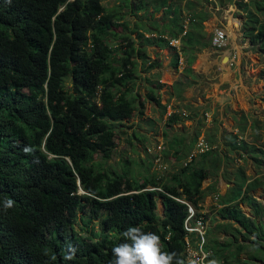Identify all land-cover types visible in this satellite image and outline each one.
<instances>
[{"label": "trees", "instance_id": "obj_1", "mask_svg": "<svg viewBox=\"0 0 264 264\" xmlns=\"http://www.w3.org/2000/svg\"><path fill=\"white\" fill-rule=\"evenodd\" d=\"M147 2L132 0L131 12L143 15L148 4L154 11L166 4ZM251 5L242 28L264 55V20L259 19L264 0ZM121 6L107 8L101 0H0V264H184L186 207L172 197L199 210L206 193L202 181L244 152L247 144H237L234 134L226 140V152L234 157L219 155L215 147L182 165L186 153L178 148L173 154L178 167L163 176L149 172L137 180L126 170L102 167L116 136L124 134L120 124L142 114L131 86L134 57L143 59L145 49L126 32L136 24L128 29ZM164 28L170 36L181 31L175 19ZM138 30V38L148 39ZM183 37L180 51L191 60L196 38L192 31ZM179 118L170 113L166 123ZM260 152L252 150L254 161L260 162L255 158ZM232 173V203L217 215L238 229L228 222L207 226V260L264 264V204L248 192L257 180L244 186L238 166ZM155 197L163 202L162 217L155 212ZM240 202L249 206L251 217L241 213ZM75 223L85 232H76ZM217 229L229 230L233 240L224 244ZM240 253L246 259H239ZM256 258L261 263L252 261Z\"/></svg>", "mask_w": 264, "mask_h": 264}, {"label": "crops", "instance_id": "obj_2", "mask_svg": "<svg viewBox=\"0 0 264 264\" xmlns=\"http://www.w3.org/2000/svg\"><path fill=\"white\" fill-rule=\"evenodd\" d=\"M200 4L202 3L198 2V0H192L191 6L194 8L197 5L196 8L199 9ZM175 10L179 12L177 15L178 20L182 21L185 12L183 2L181 3V7L174 8L172 11L174 12ZM208 10L209 9H203L204 12ZM213 11L210 16H212V20L214 21L215 17ZM233 13L234 12L227 17L226 21L229 33L231 34L232 30V35L236 36L235 40H232V36H229V46L227 45V47L221 51L213 49L210 45L200 47L199 44H193L192 47L199 48L201 51L194 57L191 65L187 64V55L181 56L178 53V65L174 67L172 65L173 52L168 56L167 53L163 55L165 53H161V51H167V49H159L158 43H149V45L146 46V51L149 53L148 57L154 60L155 65L149 70L142 68L143 72L149 73L150 75H148L147 79H144L145 82L141 81L138 87H136L135 82L134 93H138L137 98L143 105L144 117H146V123L148 124L147 133L150 137L158 136L159 139H163L165 137L166 127H161L159 125V120H161V118L164 119L165 116H169L170 113H176L184 114L183 116L189 120H198V125L200 124L199 120L203 119L206 123H209V126H214V123H217L220 119H226L229 128V130H227L233 135L235 134L237 139L246 142L247 145L244 147V151H251L249 148V144L251 143L256 147L261 145L264 148V145L261 144L264 139V134L261 132L262 125L256 126L255 121V119L258 120L261 116H264V94L258 95L259 90L262 92L264 88V61L263 65H261L260 62L254 65L257 71L245 72V70H247L246 65L249 56L257 54V52L252 53L247 48L246 43H243L239 37L242 33V26L241 22L235 19L236 16L233 18ZM204 17L205 20L203 22L201 21V26L205 33V38L208 39L209 30L212 25L207 21L210 17L207 20V16L204 15ZM229 18L232 19L233 28L230 27ZM235 44L239 50L235 48L234 53L230 52L234 50ZM252 50H254V48H252ZM229 53L234 56L232 60L233 65H228L225 62L226 55ZM242 58L246 60L243 61ZM137 63V71L139 74L140 60H137ZM145 65H147V63H145ZM153 73L156 74L153 79L156 80V82L150 83L151 80H149V77ZM205 76H210L211 79L209 81H202L201 78ZM173 83H176V85H173ZM221 83L223 84V90L220 88ZM208 85L211 86V90H206L205 86ZM155 90L156 95H154ZM205 91L209 93L204 94ZM222 91L226 99H224V96H221ZM163 92L164 98L161 97L159 102V104L161 103L160 106L154 99L158 101L157 95ZM200 92L202 93L201 96H196L197 93ZM191 95H194V99L186 98ZM183 98L184 100H182ZM168 102L171 103L170 106ZM172 102L179 104V107L172 108V106H174ZM203 113H205V117H203ZM134 115H136V113ZM144 117L139 116V118ZM163 122H166V119ZM186 122L190 124L188 120H186ZM171 125L172 124L168 125L167 128L171 127ZM217 131L218 129L214 127L215 134ZM216 137L221 139L219 135ZM169 139H175V136L171 135ZM192 139L193 136L182 148L185 153L192 147H188ZM156 140L158 139L156 138ZM222 142L226 146L222 149L223 144L221 143L219 145V155L227 153L226 148L228 147V143L226 140ZM160 144L162 145L160 152L164 154L170 155V150L172 152L171 155H173L175 150L179 148L177 147L178 143L172 145L171 143L164 144L160 141L158 145ZM228 156H230L229 153ZM255 158L259 157L255 156ZM232 162L233 165H231V163L219 164L215 172L209 174L201 183V188L204 189L206 193L200 202L199 211L202 213L206 228L216 223L231 221L229 219L220 218L217 215V211L232 203L228 201L232 196L229 188L233 186L236 180L234 176H232V171L236 166H238L241 174H244V186L253 179L257 180L258 185L248 192L257 202L264 204V179L260 176L264 174V168L259 164L261 163L264 165V163L261 161H254L251 155L246 152H243L242 156L234 157V161ZM224 168H226L228 172H224ZM237 207L244 216L251 217V210L245 203L240 202ZM215 234L219 236V229L216 230Z\"/></svg>", "mask_w": 264, "mask_h": 264}, {"label": "rangeland", "instance_id": "obj_3", "mask_svg": "<svg viewBox=\"0 0 264 264\" xmlns=\"http://www.w3.org/2000/svg\"><path fill=\"white\" fill-rule=\"evenodd\" d=\"M132 0H129V3L125 6H121L118 8V11L121 12L124 16V20L128 21V29H130L132 26V24H136V27L134 29V31L129 30L126 32L129 34V36L133 39L134 44L139 47L140 43L141 45H145V43H154V38L155 35L152 34L153 36L149 37L146 40H143L141 38H138L136 36V30H138V32L140 34H142V36L145 38V36L148 33H152L154 31V27H157L159 25H168L170 23V21L167 22H163L161 24H158L157 22L154 21L155 19L160 18V16H162L164 7H162V9H157L154 12V7L150 4H148L146 6V8L144 10H146V14L144 13L142 15L141 11H139L138 9L134 10L133 12H131V10L133 9L130 6V2ZM154 3V1L156 0H148L147 3L149 2ZM103 6L107 7V8H112L117 6L118 4H126V0H123L122 2L120 0H101ZM198 2L202 3L200 4V7L202 9H209V12H212L214 10V17L215 20H212V16H209L210 18L207 20L210 25H214L217 24L219 26H221V24L219 22H222L225 25V28L227 29V17L235 11V19H237L239 22H244V20L246 18V16L243 14V12H240L237 9H242V5L247 3V2H252V0H232V2H227V0H198ZM240 3V4H238ZM154 5V4H153ZM187 5H191V2L188 1ZM248 5H251L250 3H248ZM140 9H142L141 6H139ZM148 12V13H147ZM177 15V14H176ZM152 17V18H151ZM194 18H196L195 22H191L189 24V31H192L193 36L196 38L197 44H200L201 42L205 41V45L207 44V39L205 38V34L202 32L201 28H199L200 25V21H201V17L200 14L198 13L197 15H194ZM206 22V21H205ZM243 26L246 27L247 24L246 22L243 23ZM150 27V31L145 32L142 30H147V28ZM222 27V26H221ZM223 28V27H222ZM245 29V28H244ZM117 31H120V28H116ZM243 31V29H242ZM228 35L232 36V40H235L236 36L232 35L229 33L228 29H227ZM140 34H138V36H140ZM202 35L203 37H200L199 35ZM247 36L248 34L245 33ZM150 36V35H149ZM117 39V38H116ZM108 40V44L109 46L113 47V45H115V43L117 42V40ZM184 39V37L182 38V40ZM239 44V42H238ZM234 48H237L239 50V48L237 47V45H234ZM233 48V49H234ZM235 50V49H234ZM255 50V49H254ZM250 50L252 53L253 52H257V54L254 55H250L249 59L247 60V65L246 68L247 70H245L246 73H248V71H254L257 68L254 67V65H257L258 62H260L261 65H263V55L257 51V50ZM201 50H199V48H196V50H194L192 52L193 54V59L194 57L199 54ZM117 55L119 56L122 52V48L120 50H117ZM173 51L171 49H167V51H161V53H165L163 55L167 56L169 54H171ZM192 59V60H193ZM243 59V58H242ZM246 59L244 58L243 61H245ZM154 65V64H153ZM191 65V64H188ZM134 66H136V64H134ZM134 73H135V77L133 76V86H131L132 88V92H133V88H134V84L136 82V87L140 86V82H145L144 79H147L148 75H150L149 73H145L143 72L142 68L140 67V73L138 74V71L136 68H134ZM257 71V70H256ZM155 73H153L150 77L149 80L150 83L152 82H156V80H153L155 77ZM211 79L210 76H205L204 78H201L202 81L207 80L209 81ZM69 82L70 79L66 78L65 79V85L67 87H69ZM131 85V84H129ZM173 85H176V83H173ZM223 84H220V88L221 90H223ZM206 90H211V86H205ZM137 89V88H136ZM209 92H204V94H208ZM201 92L197 93L196 96H201ZM264 94V88L262 90V92L259 90L258 95H262ZM154 95H156V90L154 91ZM221 96H224L223 91L221 92ZM161 97L164 98V92L157 95V99H158V105L161 106L160 99ZM187 99H194V95L191 96H187ZM224 99L225 96H224ZM184 100V98L182 99ZM165 104V103H164ZM168 105L170 106L171 103L168 102ZM172 108L179 107V104H175L172 102ZM165 106V105H164ZM165 109V108H164ZM142 114L141 115H134L133 118H131L129 121L127 122H123L122 124H120L124 130V134H120L118 137L116 136L115 138V146L113 148L112 154L110 156V158L106 161H104V163L102 164V167L107 169V170H114L115 172L121 173L122 170H126L129 174L133 175L137 180L142 179V177L146 174L152 173L153 175L156 176H163L164 173H166V171L169 172H174L175 169L178 167L179 162L175 161V156L171 155V151L169 150V154H163L162 152H160V159L162 162H164L167 165V169L164 172H159L157 173L154 170V166L152 163V155L150 152V154L146 153L144 151L145 147L148 146H154L155 144H158L160 141L161 143L164 144H168L171 143L172 145H175L174 143H178L177 147L179 148H183L185 146V143L190 140V138L193 136H195V139L199 136H203L204 138H206L208 140V142L212 143L216 149L219 152V145L222 143L223 147L222 149L225 148V144L222 141L227 140V138L229 137V135H233L228 128V125L226 123V119H220L217 121V123H214V126H209V123H206L205 120H199V125H198V120L196 121V119L194 120H189L187 119L185 116H183L184 114H178V116L180 117L177 121L170 123L172 124L171 127L167 128L168 125L170 124H166L165 119L168 117L165 116V118H161V120H159V125L161 127H166L165 128V137L163 139H159L158 136H155L158 140H156L155 137H150L147 133L148 131V124L146 123V117H144V108L142 107L141 109ZM139 116H143L144 118H139ZM264 116H261L260 119L256 120V126L262 125V133L264 134ZM186 120H188L190 122V124H187ZM204 121V122H203ZM158 126V125H157ZM214 127L216 129H218L217 133L215 134L214 132ZM220 129V130H219ZM228 129V130H227ZM222 132V135H221ZM171 135L175 136V139H169V137H171ZM219 135L221 137V139L217 138L216 136ZM232 137H230V139H228L229 142H231ZM191 142V141H190ZM195 140L193 141L192 139V144L191 146H193ZM262 145H264V139L263 142L261 143ZM160 146H162L160 144ZM227 151V148H226ZM228 153V152H227ZM230 156L229 157H234L233 152L229 153ZM185 157V156H184ZM180 161V160H179ZM262 162V161H261ZM217 163V162H216ZM216 163L214 164V166L216 165ZM263 163V162H262ZM260 165L263 166L264 165L259 163ZM231 165H233V163L231 162ZM223 170H226V168H224ZM168 172V173H169ZM225 172H228V170H226ZM237 177L240 175L238 169L235 170V174ZM233 176V174H232ZM260 176H264V174H261ZM155 212L156 214H158V217H161V205H160V198L155 197ZM232 221V220H231ZM229 221V227L231 229L237 228V225L234 222ZM257 221V220H256ZM91 225H93L94 227H96V221L92 220ZM74 230L78 233H84L85 232V227L82 225H79L78 223L74 224ZM223 229H219V236L218 239H224V244H226V242L232 241L233 240V235L229 230L224 229V232L222 231ZM242 231V230H240ZM222 234V235H220ZM253 236H251L252 238ZM240 237L238 236V239H236L237 242H241ZM246 241H244L243 243H246ZM247 250V249H246ZM238 258L239 259H246V254L244 253H240L238 254ZM253 262H260V260L258 258H256V260H252ZM246 264V263H243Z\"/></svg>", "mask_w": 264, "mask_h": 264}, {"label": "clouds", "instance_id": "obj_4", "mask_svg": "<svg viewBox=\"0 0 264 264\" xmlns=\"http://www.w3.org/2000/svg\"><path fill=\"white\" fill-rule=\"evenodd\" d=\"M123 1V0H122ZM190 1L191 4H192V0H166V4L164 6H161L159 9H162V7H164V10H163V13H165V9L167 8L168 9V13L166 15H162L160 16V18L158 19H155L156 20L155 22H157L158 24H161L163 22H167V21H170L171 19H175L177 24L181 27V31H179L175 36H170L168 33H167V30H165L164 28V25H159L157 27H154V31L152 33H148L145 38H149L151 36H153L152 34L155 35V38H154V43L157 44L159 46V49L161 48H166V49H171L173 51V55H172V60L175 64H173L172 62V65L174 67H176L178 65V53L181 55V56H185L188 54H183L181 51H180V47H181V41H182V37L185 35V33L187 31H189V24L191 22H195L196 21V18H194V15H197L198 13L200 14V17H201V21L203 22L205 20V16H207L206 20L209 18V16L211 15V12L209 11H206L204 12L203 9L199 6V9L196 8V6L194 8H192L191 5H187V2ZM127 2V0H126ZM183 2V7L185 8V12L183 14V19L182 21H179L178 18H177V15L179 14V12H177V10H175L174 12L172 11L174 8H179L181 7V3ZM233 3V2H232ZM248 3L251 4V2H247L245 3V8L244 6H242V9H237L238 11L240 12H243V14L245 15V12H247L249 9H251L252 5H248ZM126 5V4H124ZM158 9V8H157ZM156 9V10H157ZM155 10V11H156ZM154 11V12H155ZM143 11H141L142 13ZM148 13V12H147ZM214 13V11H213ZM177 14V15H176ZM233 18L235 17V11L233 13ZM264 16L262 15H259V19L261 21L264 20L263 18ZM152 18V17H151ZM201 21H200V25H201ZM227 22V21H226ZM221 24V26L217 25V24H214L210 27V30H209V34H208V39H207V44L206 45H210L213 49L217 50V51H221V50H224L227 45H228V39H229V35H228V32H227V29L225 28L224 24L222 22H219ZM243 25V22H241V26ZM214 26V27H213ZM240 26V27H241ZM215 29H222L224 30L225 34H226V44L223 46V47H216L214 46L212 43H211V37H212V34H213V31ZM243 29V28H242ZM201 30H202V26H201ZM137 33V31H135ZM203 32V30H202ZM241 34H240V38L241 40L243 41V43H246L247 45V48L249 50H252V48H254L255 50L259 51L261 53V48L258 47V42H253L249 39V37L245 34L244 30L242 31L241 30ZM204 33V32H203ZM205 34V33H204ZM150 35V36H149ZM154 37V36H153ZM239 37L237 36V38L239 39ZM135 45V44H134ZM148 44H145L143 47L145 49V57L143 59L139 58V57H135V62H136V69H137V66H138V63H137V60H140V67L143 68V69H146V70H149L150 68H152L155 64H154V60L153 59H150L148 56H149V53L146 51V46H148ZM89 46V45H88ZM136 46V45H135ZM205 46V45H204ZM229 46V45H228ZM137 47V46H136ZM200 47H203V46H200ZM235 49V48H234ZM196 50V48H195ZM230 52H235V50L233 51H230ZM262 54V53H261ZM193 55V54H192ZM230 55V56H228ZM228 55H226V60L225 62L228 64V65H233L232 63V60L234 59V56L229 53ZM263 55V54H262ZM263 58H264V55H263ZM193 59V58H192ZM192 59L191 60H188L187 59V64H191L192 62ZM264 60V59H263ZM145 63H147V65H145ZM154 64V65H153ZM186 67V66H185ZM133 93H134V88H133ZM135 94V93H134ZM137 95L138 93L135 94V102L136 103H140L139 99L137 98ZM143 107V105H142ZM142 107H139V109H141ZM203 117H205V113H203ZM199 137H203V136H199ZM198 138V137H197ZM197 138L195 139V142L197 140ZM204 138V137H203ZM204 140L211 146V148L209 150H212L215 148V146L211 143H209L205 138ZM242 140H239L237 139V136H236V143L239 144ZM194 142V144H195ZM244 143H246L244 140H243ZM194 144L193 146L191 147V149L186 153V158L185 160L182 162V165H185L186 162L190 161L192 158L196 157L198 154L200 153H197L195 156H193L191 159H188V154L193 150L194 148ZM253 146L254 148H250L251 151L247 152V151H244L246 153H248L249 155H251V152L253 149H260V153L259 154H255V156H258L259 158L257 159H260V161H262L264 163V148L259 145L258 147H256L255 145H253L252 143L249 144V146ZM217 150V149H216ZM144 151L146 153L150 152L151 155H152V163H153V166H154V170L159 173V172H163L164 170H167V165L161 161L160 159V151H161V146L158 145V144H155L154 146H148V147H145L144 148ZM208 151V150H207ZM205 152V151H204ZM148 153V154H150ZM77 184H78V181H77ZM79 188V187H78ZM157 190H160L159 188H156ZM79 191L81 192L80 188H79ZM174 200H176L174 197H172ZM161 200V199H160ZM162 201V200H161ZM177 201V200H176ZM162 209V208H161ZM197 210V209H196ZM163 214V210L161 212ZM202 214V213H201ZM158 216V214H157ZM162 217V216H161ZM185 217V216H184ZM205 240H206V227H205ZM183 249H184V243H183ZM183 257H184V253H183ZM184 263V262H183Z\"/></svg>", "mask_w": 264, "mask_h": 264}, {"label": "built area", "instance_id": "obj_5", "mask_svg": "<svg viewBox=\"0 0 264 264\" xmlns=\"http://www.w3.org/2000/svg\"><path fill=\"white\" fill-rule=\"evenodd\" d=\"M211 43L216 47H223L226 44V34L222 29H215L211 37ZM211 148L203 137H198L193 150L188 154L191 159L197 153H202ZM264 159V157H263ZM186 207V214L182 221L184 231V264H222L220 261L209 262L207 260L210 250L204 248L205 244V223L202 214L190 203L181 198H175Z\"/></svg>", "mask_w": 264, "mask_h": 264}, {"label": "bare ground", "instance_id": "obj_6", "mask_svg": "<svg viewBox=\"0 0 264 264\" xmlns=\"http://www.w3.org/2000/svg\"><path fill=\"white\" fill-rule=\"evenodd\" d=\"M230 20H231V21H230ZM229 24H230V27H231V28L234 27V25H232V19H231V18H229ZM228 26H229V25H228ZM228 28H229V27H228ZM229 29H230V28H229ZM232 32H233V31L231 30V34H232Z\"/></svg>", "mask_w": 264, "mask_h": 264}, {"label": "water", "instance_id": "obj_7", "mask_svg": "<svg viewBox=\"0 0 264 264\" xmlns=\"http://www.w3.org/2000/svg\"><path fill=\"white\" fill-rule=\"evenodd\" d=\"M160 205H161V208L163 210V202L160 200Z\"/></svg>", "mask_w": 264, "mask_h": 264}, {"label": "flooded vegetation", "instance_id": "obj_8", "mask_svg": "<svg viewBox=\"0 0 264 264\" xmlns=\"http://www.w3.org/2000/svg\"><path fill=\"white\" fill-rule=\"evenodd\" d=\"M132 59H133V57H132ZM134 61H135V57H134Z\"/></svg>", "mask_w": 264, "mask_h": 264}]
</instances>
